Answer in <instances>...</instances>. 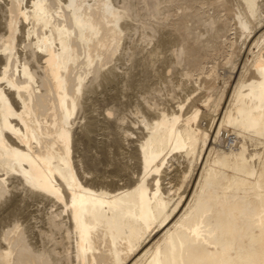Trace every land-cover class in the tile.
<instances>
[{"label":"bare ground","instance_id":"bare-ground-1","mask_svg":"<svg viewBox=\"0 0 264 264\" xmlns=\"http://www.w3.org/2000/svg\"><path fill=\"white\" fill-rule=\"evenodd\" d=\"M185 1L198 32L143 16L135 39L140 0H0V264H264V0ZM225 38L226 98L205 63ZM176 40L210 127L189 84L170 106L149 86Z\"/></svg>","mask_w":264,"mask_h":264},{"label":"rangeland","instance_id":"rangeland-1","mask_svg":"<svg viewBox=\"0 0 264 264\" xmlns=\"http://www.w3.org/2000/svg\"><path fill=\"white\" fill-rule=\"evenodd\" d=\"M164 0H155V4H156V6H154V5H150L149 3H151V2H148V4H146V6L148 7H146L145 6V2L144 1H142V0H140V3H139V5L141 4V2H144V3H142L143 4V6H141L140 5V7H141V16L140 17H138V18H135L137 21H134V22H138V20H139V22L137 23V24H135V26H134V28H135V33L137 34V35H135V39L137 38H139V36H140V34L142 33V31H141V28H142V30H144V28H146V27H148L149 25L150 26H153V23L155 24L156 23V20H157V23L158 24H160V22H161V20H162V22H161V24H169L170 25V23L171 24H174V23H176L177 21H178V19L180 18H184L186 21V23L188 24V28H190L189 30H191L192 28L190 27V25H192V27H193V25H195L196 26V24H198L196 27L194 26V28L192 29V31L191 32H198L200 29H201V27H203V26H201L200 25V23L201 24H203L204 25V23H203V20L200 22V21H198V17H195V16H192V17H190V15H187V16H185L187 13L189 14L190 12V7L188 6V4L186 3V1L184 0H177V1H173V0H165L164 2H163ZM171 2V3H170ZM178 2V3H177ZM160 3V4H159ZM170 3V4H169ZM152 4V3H151ZM162 4V5H161ZM168 5H169V7H168ZM150 6H152V7H150ZM157 6H158V9H157ZM174 6V7H173ZM165 7V8H164ZM142 8H143V10H142ZM146 8V9H145ZM150 8V9H149ZM162 8V9H161ZM168 8V9H167ZM147 9L149 10L148 11V13L147 12H144V11H147ZM152 9V10H151ZM169 9H170V11H169ZM164 10V11H163ZM175 10V11H174ZM177 10V11H176ZM187 11V12H186ZM174 14H173V13ZM148 14V16L146 15V14ZM159 13V14H158ZM166 13V14H165ZM145 14V15H144ZM150 14V15H149ZM159 16H158V15ZM170 14V15H169ZM185 14V15H184ZM183 15V16H182ZM144 16V20H148L149 21V25H148V23H146L147 21H143V20H141L142 19V17ZM145 16H146V19H145ZM135 17H137V16H135ZM154 17V18H153ZM190 18H192V19H190ZM150 19V20H149ZM160 19V20H159ZM168 19V20H167ZM179 19V20H180ZM188 19H190L189 21H188ZM194 19V20H193ZM197 19V21H195ZM141 20V21H140ZM192 20V21H191ZM199 20H201V19H199ZM160 21V22H159ZM168 21V22H167ZM170 21V22H169ZM193 21H195V22H193ZM173 22V23H172ZM145 23V24H144ZM156 23V24H157ZM193 23H196V24H193ZM144 26V25H147V26H144V27H142V25ZM187 24H186V26H187ZM199 25L201 26V27H199ZM149 26V27H150ZM139 28V30H137ZM149 29H152V27L151 28H146V30H147V32H149V33H151V32H153L154 30L152 29V31L151 30H149ZM145 30V31H146ZM149 30V31H148ZM139 31V32H138ZM157 34H158V31H157ZM201 36V35H200ZM202 37V36H201ZM224 38V37H223ZM190 40V36H189V39L187 38V41H188V43H190V42H192V41H189ZM191 40H192V37H191ZM228 39H226L225 38V40L223 39L222 40V46L221 47H219V49H215V50H211V55L209 56H207V58H205V63H206V66H207V68H209V67H216V69H217V71L219 72V75H218V77H217V79H216V81H215V89H214V91H216V90H223V88L225 89V98L227 97V95L229 94V92H230V90H231V87H232V85H233V83H234V78H235V74H236V70H237V67H238V64H237V66H234L233 67V65L232 64H230V63H228V64H230V65H228V66H225L227 63H225V65H222L223 64V62H225V57H224V49H223V46L224 45H227L228 44V41H227ZM153 41L154 40H152L151 42H152V44H153ZM179 41V42H178ZM176 40V42H173V46H171V48L169 47L167 50H165L166 51V54L168 53V56H169V59H168V56H166V55H164V53L165 52H162L161 53V55L163 54L165 57H167V59L164 57V56H161L162 58H160V60H157L159 57H156V59H155V57H154V59L152 58V60L151 59H147V60H149V71H150V67H151V69H152V71H150V72H153L152 74V78L153 79H149V82H151V84H149V86H154V87H156V86H161V87H156V94L157 95H155V98H156V100H158L157 102H158V106H159V104H160V106L162 105V103L164 104L165 102V104L164 105H162V106H170L171 105V103H173L174 101V99H175V102H174V104L176 103V99H183V98H185L186 97V92H188L189 90L187 89V88H185V86L187 87L188 86V84H189V86H188V88L190 89V96L191 95H193V97H191L190 98V102L189 101H187V103H186V105L184 106V110H187L188 108H189V106H191V104H192V99H193V102H194V100H196V104L198 105V106H200V108L202 109V110H204L205 111V113H207V115L205 116V115H203L202 116V118H201V120H202V122L204 123V125H207V127H210V126H208V125H211V122H212V119H213V117H214V115H215V117H218V114H216V112L215 111H213V110H210L209 109V107H207L206 105H205V103H203L202 101H205V98H206V96L208 95V91L207 90H205L204 89V87H202V84L200 83V84H198V81L199 80H202V78L200 79V78H196L194 75H193V78H191V77H189V78H191L192 79V81H194V84H193V82L188 78V76L186 75V74H184L183 73V71H184V67H182V66H184L185 65V60H184V55H183V52H181L179 49H178V47H179V45L181 44V40ZM186 41V42H187ZM225 41V42H224ZM248 41V40H247ZM227 42V43H226ZM144 45H145V42H142ZM178 43V44H177ZM226 43V44H225ZM241 43V45L243 46L242 47V52H241V54H243L244 55V53H243V51H244V43H243V41H241L240 42ZM224 44V45H223ZM151 45V43H149L148 44V46H150ZM178 45V46H177ZM145 46H147V45H145ZM147 46V47H148ZM146 47V48H147ZM176 50H175V49ZM224 48H225V46H224ZM254 48H256V47H254ZM145 49V48H144ZM170 49V50H169ZM222 49V50H221ZM179 50V51H178ZM222 52H220V51ZM145 52H146V49L144 50ZM168 51V52H167ZM173 53H172V52ZM176 51H178V52H176ZM219 51V52H218ZM171 53V54H170ZM214 53V54H213ZM173 54V55H172ZM175 54H177V56L175 55ZM183 56H182V55ZM212 54H213V56H212ZM218 56H217V55ZM250 54V55H249ZM180 55V56H179ZM216 55V56H215ZM183 58H182V57ZM242 55H240V57H241ZM248 56L249 57H251L252 56V54L249 52L248 53ZM126 57V58H125ZM123 59H121V62H122V60H124L122 63H123V65H122V63H121V66L122 67H129L130 66V64H132L131 62L132 61H135V60H132L133 58H129L127 55L125 56ZM163 57H164V59H166L167 61H164L165 63L166 62H169L168 64L166 63V67H165V63H163V62H161V59H162V61L164 60L163 59ZM170 57L172 58L171 60H170ZM179 59L178 61H176L177 60V58ZM238 58V60H237V62H239L240 61V59L241 58ZM150 58V57H149ZM183 60H182V59ZM218 58V59H217ZM128 59H129V61H128ZM131 59V60H130ZM181 59V60H180ZM156 60V61H155ZM173 60H174V64H171V63H173ZM208 60V61H207ZM217 62H216V61ZM152 61V62H151ZM207 61V62H206ZM215 61V62H214ZM127 64H126V63ZM181 62V63H180ZM153 65H155V66H153ZM155 63V64H154ZM158 63V64H157ZM160 63V64H159ZM128 64H129V66H128ZM184 64V65H183ZM209 66H208V65ZM213 64H216L217 66H214ZM127 65V66H126ZM136 63H134L133 62V66L134 67H132V65L130 66V67H132V68H134V69H136ZM159 65V66H158ZM174 67H173V66ZM178 67H177V66ZM156 66L158 67V72L160 71L159 69H161V68H163V67H165V68H163V69H161V72H162V74H161V72H157L156 70H155V68H156ZM161 66V67H160ZM160 67V68H159ZM219 67V68H218ZM236 67V68H235ZM178 68V69H177ZM120 69H121V67H120ZM138 69V68H137ZM157 69V68H156ZM173 69H177V73H176V70H173ZM182 69V70H181ZM228 69V70H227ZM233 69H235V72L233 71ZM229 70H231V71H229ZM164 71H165V73H164ZM181 71V72H180ZM157 74L158 76H160V78L161 79H159V77L157 76V75H155V74ZM168 73V74H167ZM171 73V74H170ZM181 73V74H180ZM184 75H183V74ZM235 73V74H234ZM164 74V75H163ZM156 77H155V76ZM166 75V76H165ZM182 75V76H181ZM225 75H230V77L228 78V81H226L225 80ZM141 76H143L142 74H141ZM169 76H171L170 78L172 79H169ZM175 76H176V78H175ZM191 76V75H190ZM155 77V78H154ZM165 77V78H164ZM183 77H184V79H183ZM196 79H195V78ZM234 77V78H233ZM175 80H174V79ZM185 78H187V79H185ZM198 79V80H197ZM151 80V81H150ZM158 80V81H157ZM167 80V81H166ZM185 80V81H184ZM190 80V81H189ZM155 82H156V84H155ZM164 82H165V84H164ZM182 82H185V84H184V86H182L183 84H182ZM190 82H192V84H190ZM155 84V85H154ZM159 84V85H158ZM164 84V85H163ZM171 84H173V85H171ZM179 84H181L180 86H179ZM196 84H198L199 86H201L202 88H200L199 86H197ZM192 85V86H191ZM194 85H196V86H194ZM149 86H148V91H143L142 89H138V88H136V87H134V88H132L129 92H128V95L129 96H127V95H121V99H124V98H126V97H124V96H127V98H126V101H125V104H123V111L127 114L126 115V117L128 118V120L127 121H129L130 122V124H129V122H127L130 126H131V129L133 130H135V128H136V130H139L141 127H139L140 125H142V128H144V125H143V123L142 122H140L138 119H136V118H138L137 116H136V105H137V102L139 103V97L141 96V95H144V94H147V93H150V90H149ZM182 86V87H181ZM163 87V88H162ZM184 87V88H183ZM194 89H192V88ZM196 87V88H195ZM177 88H179V90L177 89ZM182 88V89H181ZM200 88V89H199ZM221 88V89H220ZM134 89V90H133ZM138 89V90H137ZM181 89V90H180ZM142 90V91H141ZM184 90H186V91H183ZM188 90V91H187ZM198 90V92H196ZM200 90V91H199ZM203 90V92H201ZM133 91V92H132ZM136 91H137V93H136ZM158 91V92H157ZM161 91V92H160ZM165 91V92H164ZM141 92V93H140ZM143 92H144V94H143ZM178 92V93H177ZM195 92V93H194ZM132 93H133V95H132ZM140 93V95H139V97H137L138 96V94ZM175 93V94H174ZM185 93V94H184ZM201 93V94H200ZM161 94V95H160ZM170 94H172L173 96H175V97H173L172 95H170ZM195 94V95H194ZM199 94H200V98H199ZM178 95V96H177ZM202 95V96H201ZM136 96V97H135ZM160 96H162V97H160ZM166 97V98H165ZM169 97V98H168ZM171 97V98H170ZM195 97H196V99H195ZM198 97V98H197ZM134 98V99H133ZM154 98V99H155ZM158 98H160V99H158ZM162 98V99H161ZM164 98V99H163ZM129 99H130V101H129ZM141 99V98H140ZM128 100V101H127ZM131 100H133V101H131ZM138 100V101H137ZM137 101V102H136ZM162 101H165V102H162ZM127 102V103H126ZM129 102V103H128ZM133 102V103H132ZM112 103H114V101L113 102H111L110 101V103L108 104V105H111ZM134 104H136V105H134ZM124 105H125V107H124ZM130 105V106H129ZM139 105V104H138ZM188 105V106H187ZM135 106V107H134ZM139 106H142V104H140ZM132 107V108H131ZM186 107V108H185ZM135 108V109H134ZM132 111L131 113H133V114H131L130 113V111ZM210 110V111H209ZM135 113H134V112ZM135 114V116H132V115H134ZM214 114V115H213ZM128 115H129V117H128ZM136 117V118H135ZM133 119V120H130V119ZM135 120V121H134ZM132 121H134V122H132ZM135 122H138L137 124L135 123ZM129 126V127H130ZM136 126V127H135ZM228 126V127H227ZM137 127H139L138 129H137ZM230 126L229 125H223V127H222V129H221V132H220V134L223 136V142L221 143V145H219L218 144V146L219 147H224V148H226L227 147V149H228V147L229 146H226L225 145V139H227L228 137H230L231 135H232V129H230L229 128ZM228 130V131H227ZM225 131V132H224ZM135 132V131H134ZM222 132H223V134H222ZM135 134H137L136 132H135ZM229 139V141H231V139L230 138H228ZM180 159H182V158H180ZM183 162V163H182ZM176 163V164H175ZM174 164L176 165V167L177 168H180V170L182 169H184L183 167H185L184 166V164L187 166V162L186 161H180V163L179 162H175ZM173 164V165H174ZM178 164V165H177ZM183 164V165H182ZM172 166V165H171ZM170 166V167H171ZM187 167H185V169H186ZM173 170V171H172ZM176 171V169H174V168H172L169 172H170V174H172V173H174ZM195 174V173H194ZM191 176H194V175H189L187 178L189 179ZM188 179H186V180H188ZM173 181H177L176 179L175 180H173ZM184 183H187V181H185ZM184 185H186V184H183V186L181 187L182 189H185V187L186 186H184ZM181 189V190H182ZM4 228H8L7 226H5Z\"/></svg>","mask_w":264,"mask_h":264}]
</instances>
